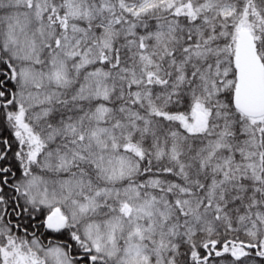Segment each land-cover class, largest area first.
Segmentation results:
<instances>
[{
	"label": "snow or ice",
	"instance_id": "6c2138e0",
	"mask_svg": "<svg viewBox=\"0 0 264 264\" xmlns=\"http://www.w3.org/2000/svg\"><path fill=\"white\" fill-rule=\"evenodd\" d=\"M0 264H264V0H0Z\"/></svg>",
	"mask_w": 264,
	"mask_h": 264
}]
</instances>
